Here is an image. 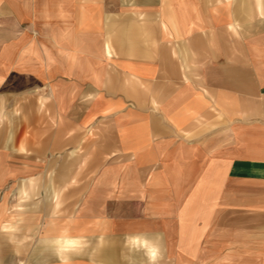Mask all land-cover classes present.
<instances>
[{
  "label": "crops",
  "instance_id": "crops-1",
  "mask_svg": "<svg viewBox=\"0 0 264 264\" xmlns=\"http://www.w3.org/2000/svg\"><path fill=\"white\" fill-rule=\"evenodd\" d=\"M32 89L55 121L26 158L62 162L93 262L126 264V234L159 233V264H264L244 234L264 213V0H0V101ZM14 137L0 160L21 172ZM39 223L31 239L58 234ZM2 231L0 264L55 263Z\"/></svg>",
  "mask_w": 264,
  "mask_h": 264
},
{
  "label": "rangeland",
  "instance_id": "rangeland-1",
  "mask_svg": "<svg viewBox=\"0 0 264 264\" xmlns=\"http://www.w3.org/2000/svg\"><path fill=\"white\" fill-rule=\"evenodd\" d=\"M33 91L32 89L24 92L20 98H17L15 104L11 100L4 102L1 99L0 101V159L3 154L11 155L13 153L10 148H12L11 143L14 132L15 139L18 134L20 136L21 151V172H13L12 166L8 165L9 161L2 163L0 160V226L15 227L13 233H21L20 246L18 248L20 247L22 254H24L26 248H33L34 244L37 248L44 245V240L30 238V234L34 231L39 233L44 229V224L41 225L39 222L44 223L45 219L52 220L51 227L54 234L59 233L62 227L63 229L70 228L69 222L74 210L68 207L75 200L69 193H65L60 197V186L63 183L62 181L67 179L65 177L60 180L59 172L62 162L35 161L26 158L29 157L27 154L31 152L30 148L34 149L36 142L42 138L40 136L41 132H38L41 129L37 128L42 127L43 130V127H47L50 129L51 126H54L55 121L54 114L48 106L49 102L45 98L40 97L43 92H38L40 95H37L38 93ZM4 104H6L5 108H3ZM12 105H14V109ZM14 122L15 126L18 123L15 130ZM8 141L10 145L7 144ZM30 175L35 181L30 185L28 195L23 197L24 195L19 194L23 184L22 181L32 178L29 177ZM53 190L56 192L53 193ZM29 217L36 218L38 224L30 226L22 223L20 227L26 230H21V232L18 230L19 226L13 225L14 218H21L22 222H24L23 220ZM249 218L251 217L246 216L244 226L246 246L249 247L253 243L259 244L261 253H264V213L262 211L260 216ZM61 219H64L63 226L60 222ZM41 228L43 229L41 230ZM8 234L0 230V238H2L0 243L3 246L6 245V249H12L13 241L9 240ZM254 238L257 239L253 242ZM105 243L108 244V242L103 241L100 244L105 245ZM89 245H92V242H89ZM88 249L90 250L89 252ZM91 250L92 248L89 246L84 251L86 263L97 264L98 262H93L95 259ZM51 254L54 264L59 263L53 252ZM262 259L264 258L262 257ZM245 261L248 264L250 258L246 257ZM100 263L104 264V262Z\"/></svg>",
  "mask_w": 264,
  "mask_h": 264
},
{
  "label": "clouds",
  "instance_id": "clouds-1",
  "mask_svg": "<svg viewBox=\"0 0 264 264\" xmlns=\"http://www.w3.org/2000/svg\"><path fill=\"white\" fill-rule=\"evenodd\" d=\"M33 181L29 179L27 183ZM25 194V193H22ZM0 230H12L14 227L0 226ZM124 247L127 249L128 255L124 257L126 264H135V254L142 253L145 258V264H159L161 259V247L158 241L162 240L159 233L152 235L145 233L126 234L124 236ZM103 241L101 236L98 243ZM46 248H50L59 261V264H71L75 255L81 254L89 245L88 238L83 234L73 235L68 228L62 229L58 234L51 238H45L43 241Z\"/></svg>",
  "mask_w": 264,
  "mask_h": 264
}]
</instances>
